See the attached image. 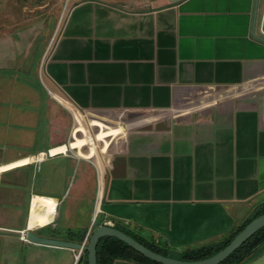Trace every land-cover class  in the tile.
<instances>
[{"label":"crops","instance_id":"0c3cea01","mask_svg":"<svg viewBox=\"0 0 264 264\" xmlns=\"http://www.w3.org/2000/svg\"><path fill=\"white\" fill-rule=\"evenodd\" d=\"M67 3L34 53L0 37V105H15L4 118L25 127L18 141L43 125L49 138L0 164V262L19 246L28 263L75 264L78 250L23 234L87 240L95 223L77 218L85 203L94 218L97 182L99 224L177 257L246 224L264 204V0ZM241 264H264V245Z\"/></svg>","mask_w":264,"mask_h":264},{"label":"rangeland","instance_id":"374dc122","mask_svg":"<svg viewBox=\"0 0 264 264\" xmlns=\"http://www.w3.org/2000/svg\"><path fill=\"white\" fill-rule=\"evenodd\" d=\"M67 4V0H0V37L5 35H12L13 37L20 36L22 38L20 40L21 44L30 45V51L34 53V47L37 44V46H44V44H47L53 35V27L64 20L65 12L68 6ZM35 76L39 80H43L45 78L42 74L41 65L40 70L35 73ZM20 77H22V75H20ZM7 102L0 105V164L11 161L24 154L34 152L38 148L45 147V145L49 142L44 125L39 127L40 134L36 140L32 142L29 141L28 143L21 142L22 140L18 138L20 137L19 130L24 129L25 127L22 128V126L13 125L10 123L7 117L4 118L7 108H15L13 101L9 100ZM61 115L63 116V119L68 121L71 132H74L79 126L80 122L76 120L73 112L65 108L61 112ZM14 132L18 133L16 134L17 137L15 136ZM78 136L81 137L83 134L79 132ZM71 141H73V137ZM87 149L88 147L84 148V150ZM89 160H92V158H89ZM45 171L46 167L40 170V173ZM98 175L99 174L97 173V176ZM71 188L72 185L70 186V190ZM90 189L91 188L88 187L87 192ZM91 190H93V188ZM99 190L100 183L97 182L92 204L94 213L96 207L98 211L99 205L102 201L101 197L100 203L98 202L100 197ZM72 196L73 195H71V197ZM68 201L70 202V199H68ZM68 201H66L63 208L59 210V217L52 223L53 225H55V223L56 225H59L60 230L63 229L67 222L66 209L69 206ZM81 209L82 210L79 212L77 218L78 223L83 224V222H93V224L95 223L94 227L96 229L101 222L102 215L99 214L100 216L98 215L97 218H92V207H89L87 203H85ZM88 213L91 215H89V218ZM86 217L87 220L85 221ZM14 249L18 251V261H16V263L11 262L3 264H32L28 263V261L24 259L23 256L25 255V252L20 250L19 246L18 248L14 247ZM10 251H12V249ZM3 257L4 256H2V259H4ZM73 262L74 260L72 259L71 263L73 264ZM0 264L2 263L0 262Z\"/></svg>","mask_w":264,"mask_h":264},{"label":"trees","instance_id":"16d2710c","mask_svg":"<svg viewBox=\"0 0 264 264\" xmlns=\"http://www.w3.org/2000/svg\"><path fill=\"white\" fill-rule=\"evenodd\" d=\"M264 214V204H262L254 213L253 217L243 226L238 228L236 231L232 232L229 236L224 238L222 241L202 245L200 247L187 248L185 249L180 256H176L175 253H172L169 247L164 246L155 241H149L146 239H141L124 229L114 227L122 230L128 235L134 237L139 242L152 249L155 252L163 254L165 256H170L177 259H183L186 261H196L211 257L222 249H224L229 243L234 239V237L242 231L253 219ZM101 224H99L100 226ZM98 226V227H99ZM97 227V228H98ZM96 228V229H97ZM95 230V229H94ZM93 230V231H94ZM92 231V233H93ZM91 233V234H92ZM86 234V233H85ZM85 234L79 239V243H83L85 240ZM90 236L87 239L89 243ZM264 245V227L258 230L252 237H250L243 245H241L233 254H231L225 261L220 264H241L248 258H250L254 252ZM161 264L154 260L147 258L142 255L131 246H129L124 241L120 240L117 237L105 236L100 239L97 247V264ZM79 264H88V251L84 250L82 252L81 259Z\"/></svg>","mask_w":264,"mask_h":264},{"label":"water","instance_id":"95a60500","mask_svg":"<svg viewBox=\"0 0 264 264\" xmlns=\"http://www.w3.org/2000/svg\"><path fill=\"white\" fill-rule=\"evenodd\" d=\"M264 227V214L253 219L242 231H240L234 239L217 254L196 261H186L170 256H165L153 251L134 237L128 235L122 230L108 225L102 224L93 231L90 235L89 243L74 242L58 238L45 237L37 234L33 229L26 232V239L32 243L69 248L78 251H88V264H97V247L101 238L105 236L117 237L127 243L133 249L161 264H220L225 261L231 254H233L241 245H243L250 237H252L258 230Z\"/></svg>","mask_w":264,"mask_h":264},{"label":"built area","instance_id":"2783aa9c","mask_svg":"<svg viewBox=\"0 0 264 264\" xmlns=\"http://www.w3.org/2000/svg\"><path fill=\"white\" fill-rule=\"evenodd\" d=\"M39 156H40V154L37 156V160L39 161V160H41V159H39ZM101 201V200H100ZM101 204H102V201H101ZM101 204L99 205V210L97 211V207H96V210H95V216H94V218L96 217H98V215H99V213H100V211H101ZM53 223V222H52ZM109 223V225H111V226H113L114 224L110 221V222H108ZM23 238H26V235H25V233H24V235H23ZM85 242H87V240H85ZM81 256H82V251H78V253L76 254V256H75V264H79V261H80V259H81Z\"/></svg>","mask_w":264,"mask_h":264},{"label":"bare ground","instance_id":"6f19581e","mask_svg":"<svg viewBox=\"0 0 264 264\" xmlns=\"http://www.w3.org/2000/svg\"><path fill=\"white\" fill-rule=\"evenodd\" d=\"M98 210H99V208H98Z\"/></svg>","mask_w":264,"mask_h":264}]
</instances>
